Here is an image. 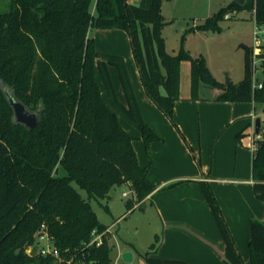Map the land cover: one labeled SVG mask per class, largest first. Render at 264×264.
Masks as SVG:
<instances>
[{
    "label": "trees",
    "instance_id": "trees-1",
    "mask_svg": "<svg viewBox=\"0 0 264 264\" xmlns=\"http://www.w3.org/2000/svg\"><path fill=\"white\" fill-rule=\"evenodd\" d=\"M162 5L163 0H11L0 12V264H113L110 234L101 246L86 247L94 231L108 229L92 201L128 184L143 207L156 189L148 178L150 166L140 165L135 138L119 117L139 131L147 151L162 138L143 117L126 60L101 55L93 30L117 29L129 35L147 95L175 127L184 61L192 64L193 98L206 85L215 91L216 101L264 106V75L263 87L253 88L252 48L246 49L243 80L223 84L203 56L194 58L185 49V37L177 54L167 52L163 30L172 21L164 18ZM241 11H250L252 19L264 25V0H246L244 5L233 1L193 30L220 32V22ZM111 68L118 72L126 103L118 96ZM3 86L30 110L42 107L35 129L14 122ZM61 168L67 176H59ZM253 176L254 190L264 201V134L254 155ZM74 182L87 192V199ZM200 187L225 243V264H264V221L251 222L250 260L245 263L211 185L202 181ZM127 206L132 210L134 201ZM42 225L53 236L62 262L27 254ZM160 241L157 235L151 250L142 255L145 264H191L154 257Z\"/></svg>",
    "mask_w": 264,
    "mask_h": 264
},
{
    "label": "crops",
    "instance_id": "crops-1",
    "mask_svg": "<svg viewBox=\"0 0 264 264\" xmlns=\"http://www.w3.org/2000/svg\"><path fill=\"white\" fill-rule=\"evenodd\" d=\"M221 1L209 0V4L213 8L218 3L219 11L234 0ZM92 36L101 55H118L126 60L143 117L162 138L151 143L147 151L139 131L119 117L124 129L135 138L140 165L150 166L148 178L156 188L144 201L156 210L162 223L161 241L154 257L191 264H225V243L200 187L204 181L214 191L244 262H249L251 222L264 221V201L254 190L255 154L250 148L252 125L264 106L216 101L206 85L201 87L200 96L193 98L192 64L184 61L180 99L174 108L175 127L147 95L129 35L117 29H95ZM111 74L120 100L126 103L117 70L111 68ZM98 82L103 84L100 75ZM102 93L107 100L103 88ZM124 251H132L135 261L136 253L131 248L121 251L118 259H122Z\"/></svg>",
    "mask_w": 264,
    "mask_h": 264
},
{
    "label": "rangeland",
    "instance_id": "rangeland-1",
    "mask_svg": "<svg viewBox=\"0 0 264 264\" xmlns=\"http://www.w3.org/2000/svg\"><path fill=\"white\" fill-rule=\"evenodd\" d=\"M11 0H0V12L8 9ZM222 2L221 0H218ZM229 1V0H228ZM137 3V0H133ZM209 4V0H164L163 16L166 21L172 23L163 30V37L166 41L168 53L177 54L181 41L185 37V49L194 57L203 56L213 76L223 84H238L245 75L246 49L255 46L254 32L257 24L252 19L250 11H241L233 18L220 22L221 31H194L196 25L204 23L205 18L214 15L219 4ZM186 31V32H185ZM259 77H263V71L259 68ZM104 89L103 84L100 82ZM209 93L215 91L210 88ZM262 120L264 130V110H260L256 117ZM255 124V122H254ZM253 128V125H252ZM60 177L67 176L66 171L61 168ZM75 189L87 199L88 194L81 189L77 183H73ZM131 188L115 186L109 196L100 201H92V207L96 212L99 221L111 227L110 244L114 246L112 252L113 264H143L141 255L151 250L156 243V236L161 237L162 223L154 208L150 204L137 206L134 201V208L128 209L127 202L133 201ZM127 192L128 197L123 193ZM108 207L109 210L106 209ZM159 246V245H158ZM135 250V261L125 263L118 259V254L126 249Z\"/></svg>",
    "mask_w": 264,
    "mask_h": 264
},
{
    "label": "built area",
    "instance_id": "built-area-1",
    "mask_svg": "<svg viewBox=\"0 0 264 264\" xmlns=\"http://www.w3.org/2000/svg\"><path fill=\"white\" fill-rule=\"evenodd\" d=\"M231 16L227 15L226 18L229 19ZM257 24V23H256ZM255 46L252 47V71H253V88L261 89L263 87V77H259L257 72L259 68L263 71L264 75V25H258L254 32ZM257 79L259 80L257 82ZM264 130L262 127V132L260 134L256 133L255 124H253L250 148L255 154L258 150V142L262 139ZM133 194L134 200L136 201V195L134 191H130ZM128 193L124 192L123 196L128 197ZM140 205L137 203V206ZM136 206V205H134ZM111 227H108L103 232L94 231L91 241L86 244V247L91 246H101L103 244V238L107 234L111 233ZM29 255H42V256H52L57 258L59 261H63L59 250L55 247V242L53 236L50 234L46 225H42L40 230L36 234L35 244L28 247L26 250ZM72 260L67 261V264H71ZM117 264V263H115Z\"/></svg>",
    "mask_w": 264,
    "mask_h": 264
},
{
    "label": "water",
    "instance_id": "water-1",
    "mask_svg": "<svg viewBox=\"0 0 264 264\" xmlns=\"http://www.w3.org/2000/svg\"><path fill=\"white\" fill-rule=\"evenodd\" d=\"M240 5H244L246 0H234ZM247 49V47H245ZM259 80L257 79V82ZM231 83L228 84L230 86ZM4 88L8 102L13 109L14 113V122L18 125L25 126L29 130L35 129L39 122L42 114V107H39L36 110H30L23 102L19 101L14 93L9 88ZM255 130L256 133L260 134L262 132V120L257 118L255 120ZM121 258L125 263H133L134 253L132 251H124L121 254Z\"/></svg>",
    "mask_w": 264,
    "mask_h": 264
}]
</instances>
